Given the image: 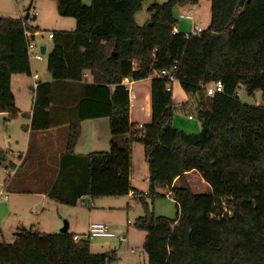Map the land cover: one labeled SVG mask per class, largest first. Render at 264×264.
I'll return each instance as SVG.
<instances>
[{"label":"trees","instance_id":"16d2710c","mask_svg":"<svg viewBox=\"0 0 264 264\" xmlns=\"http://www.w3.org/2000/svg\"><path fill=\"white\" fill-rule=\"evenodd\" d=\"M56 1L59 14L74 17L76 25L53 32L47 57L51 79L40 80L35 89L29 127L68 125L67 153H73L85 119L107 117L110 133L109 149L87 155L82 185L62 200L74 205L84 195L95 199L132 191L143 207L134 226L146 231L147 264H175L179 257L185 264H264V0H209V26L188 37L175 31L173 9L199 0L154 2L143 25L135 14L147 0ZM28 19L0 15V113L9 118L20 113L13 77L32 75L27 48L39 27ZM163 68L188 95L197 96L198 133L173 126L172 89L166 91L168 80L158 75ZM125 77L150 78L151 117L141 128L130 120ZM218 80L222 91L206 96L204 87ZM242 88L248 94L260 91L261 103L241 101ZM133 141L142 143L148 162L147 193L131 182ZM190 171L210 191L194 192L186 177ZM175 179L179 185L172 187ZM159 188L177 202L174 219L151 208L147 197L158 195ZM73 235L22 228L14 242L0 241V264L116 259L114 251L93 252L90 240Z\"/></svg>","mask_w":264,"mask_h":264},{"label":"rangeland","instance_id":"374dc122","mask_svg":"<svg viewBox=\"0 0 264 264\" xmlns=\"http://www.w3.org/2000/svg\"><path fill=\"white\" fill-rule=\"evenodd\" d=\"M31 0H0V15L20 17L24 16L26 13V8ZM167 0H147L144 2L142 8L136 12L135 21L139 25H143L149 18L150 13L148 12V7L150 4L163 3ZM86 4H89V0H84ZM173 14L177 20L175 23L176 29L182 33H191L192 24H198L203 29H206L210 23V1L209 0H199L195 4H185L176 5L173 9ZM190 14L193 19L189 20L186 15ZM35 15V16H34ZM33 16L35 18H33ZM34 26H38L39 30L35 34L33 43L36 48L41 45L46 46V52L43 53L42 60H36L30 58V63L32 67V73L37 72L39 79L41 81H47L50 79V73L47 71V57L51 51L54 43L53 32L54 31H70L75 28L76 20L71 16H62L57 10L56 0H33L31 7L29 9V19L27 21ZM26 82H32L31 75H25ZM149 80H143L137 83H133L134 89L138 90L139 94L143 97V89L149 84ZM16 90V89H15ZM239 99L243 102L249 104H260L261 103V92L255 91L254 94H248L245 89L239 90ZM24 92V93H23ZM35 90L29 91L25 88L22 92L17 90L16 96L19 102V106L22 109H27L28 100H31ZM172 103H173V118L172 124L175 128L183 130L188 133H198L201 130L200 121L195 116L193 110L196 107V95H188L183 88L179 80H174L172 82ZM147 94V93H146ZM145 94V95H146ZM138 101V99H137ZM189 114H193V118L188 117ZM11 120V128L16 130V127L20 128L23 124L28 123V118L25 116H20L16 118H9L8 115H0V127L3 126L4 119ZM109 127V122H108ZM18 130L15 134L11 135V139L5 142V148H11L12 153L1 151V157H7V165L10 167H16L15 172L11 177H8L3 172V166H0V185L4 183L6 178L8 183L11 178L16 174L19 166H21V157L19 154L22 151V147L25 141V133ZM17 131V130H16ZM110 135V133H109ZM81 136V134H80ZM79 139L76 145H79ZM110 140V139H109ZM74 147V151L77 147ZM131 159L133 163V171L136 173V180H138L141 186L147 183L145 180V173L148 172V162L144 155V148L142 143L138 141L132 142ZM19 151H17V149ZM76 148V149H75ZM109 149V145L107 150ZM5 159V158H4ZM23 160V159H22ZM21 161V162H20ZM187 177L188 183L194 192H208L210 191L209 184H207L197 172L189 173ZM7 181L5 183H7ZM138 190L143 191L138 186H135ZM145 191L147 193L148 191ZM159 194L155 197H147L152 210L157 216H162L167 219H174L177 215V202L172 197L171 194H167L168 189L159 188ZM144 192V191H143ZM91 197L86 195L85 199L79 198L78 201L73 205L75 208L69 205L64 209H59L61 214H64V221H71L70 231L78 232L79 234H84L88 230L90 222L102 221L108 224L116 233V236L110 239H95L91 242V246L94 243L96 248H107L108 245L110 250L114 251L116 254V259L119 264H147V254L143 249V242L146 236V231L139 229L134 226V221L137 217L143 214V207L140 201L135 195H121V196H101L93 199L96 208H91L85 206ZM4 202H0V206H3ZM83 205V206H81ZM58 211V212H59ZM31 215L29 220H31ZM34 219V218H33ZM32 221V220H31ZM129 221V223H128ZM30 227V222L26 225ZM40 233L44 232H58L46 231V229H40ZM15 228L10 220L1 219L0 220V241H5L12 243L15 239ZM107 245V246H105ZM92 248V247H91ZM93 249V248H92ZM91 249V250H92ZM185 259L179 257L175 264H185Z\"/></svg>","mask_w":264,"mask_h":264},{"label":"crops","instance_id":"0c3cea01","mask_svg":"<svg viewBox=\"0 0 264 264\" xmlns=\"http://www.w3.org/2000/svg\"><path fill=\"white\" fill-rule=\"evenodd\" d=\"M176 30L175 28V31ZM24 78L25 74H18L15 75L12 80V91L15 96V105L20 111L19 115L28 118V123L20 127L22 128V132L26 135L22 151H20L21 153L19 154L22 163L9 183L5 180L7 183H5L4 190L8 193V198L0 200V202H4V205L0 206V220L6 219L13 223L16 231L14 235L22 228L31 229L34 232H40L38 228H44L46 231H55L58 229L59 232V229L64 226L65 222L67 223V231H70V220L64 221V224L61 226L64 214H61L62 212H60L59 209L65 210L68 205L70 207L72 206V208H75V206L65 203L62 197H73L74 193H76L82 185L87 155L91 152L107 150L110 139L108 118L99 117L83 120L81 122L82 130L79 145H76L77 150H73V153H67L65 151V146L69 129L68 125L37 130L29 127L33 96L31 100H28L26 105L27 109L24 110L19 106L15 94L17 90L22 92L25 88L30 91L32 82H26ZM87 78L91 79V76L87 74ZM143 80L150 81V78ZM143 80L136 81L135 83ZM149 85L150 82L147 87L143 89V94L145 95L147 93L150 99ZM136 91L137 96H141L137 89ZM144 95H142L143 97H138V101L136 99L137 104L146 103L147 100L144 98ZM4 114L7 115L6 113H0V115ZM150 117L151 103L149 100L147 101V111L145 113L137 110L132 111L130 119L131 122L136 124L138 122H149ZM10 124L11 120L5 118L3 126L0 127V150L8 152V154L13 151L11 148H5V142L8 141L9 145V140L12 138L10 134H15L20 130L18 129L19 127H16L17 131L14 130L13 127L11 128ZM17 151L19 150L17 149ZM4 158L0 159V166L7 165V157ZM192 172L196 171H190L186 176ZM148 173L149 171L145 173V180L148 179ZM130 177L134 187L138 186L143 189L144 192L147 190L149 181L147 180V183H144L143 186L139 184L138 180H136V173L133 171L132 159ZM178 185L179 180L175 179L172 187ZM128 195L134 194L131 191ZM85 198L86 195L81 197V199ZM92 201L94 203L93 199ZM85 206H87V202ZM91 208H96L95 203ZM30 215L32 216V221L29 220ZM29 222L30 227L26 226ZM73 234L82 235L75 231H73ZM95 246L94 243L91 246L93 252L110 250V248H108L109 245L107 248L101 249Z\"/></svg>","mask_w":264,"mask_h":264},{"label":"built area","instance_id":"2783aa9c","mask_svg":"<svg viewBox=\"0 0 264 264\" xmlns=\"http://www.w3.org/2000/svg\"><path fill=\"white\" fill-rule=\"evenodd\" d=\"M186 17L192 21L193 17L190 14H187ZM203 28L200 27L198 24L193 23L192 24V32L191 34H198L201 32ZM186 36H189V33L186 34ZM28 55L29 58H34L36 60H42V56L43 53L40 50V47L36 48L35 44L33 43V40H30L28 42ZM177 67V63L173 66V69H175ZM158 75L160 76H164L167 78L168 83L166 86V91H171L172 89V82L174 80H176L175 76L168 72V70L166 68L161 69L158 72ZM84 78H87V74L85 73L83 75ZM32 78V83H31V87L33 90H35L38 87V84L40 82L39 79V75L38 73H32L31 75ZM136 80H133L129 77H125L122 80V83L125 85V88L128 90L129 92V108H130V116L132 111H139V112H143L145 113L147 111V101H149V96L146 94L144 95V98L147 100L146 103H140L137 104L136 103V99H137V91L134 89V85ZM205 91H206V96L210 97L213 96L215 93L222 91L223 89V85L221 83L220 80L215 81L211 84L206 85L205 87ZM151 103V101H150ZM188 117L191 119L192 115H188ZM131 120V119H130ZM138 128L143 127V122H138L136 123ZM16 167H10L8 165H4L3 166V172L8 176L11 177L13 175V173L15 172ZM8 178H6L5 180H7ZM5 180L4 183L0 185V200H5L8 198V193L4 190L5 187ZM169 194V192L167 193ZM89 205V207H93L94 203L92 201V199H90L87 202V206ZM129 222V221H128ZM116 236V233L114 232V230L105 222L102 221H94V222H90L89 226H88V230L86 231V233L82 234V235H78V234H74L73 235V239L74 240H80V239H87L90 241H93L95 239H110Z\"/></svg>","mask_w":264,"mask_h":264},{"label":"water","instance_id":"95a60500","mask_svg":"<svg viewBox=\"0 0 264 264\" xmlns=\"http://www.w3.org/2000/svg\"><path fill=\"white\" fill-rule=\"evenodd\" d=\"M32 1L33 0L30 1L29 5L26 8L25 18L29 16V9L31 7ZM40 50L42 53H45V45H41ZM66 230H67V223L65 222L64 226L59 229V232H63ZM107 264H119V263L117 262V260L114 259V260L109 261Z\"/></svg>","mask_w":264,"mask_h":264}]
</instances>
